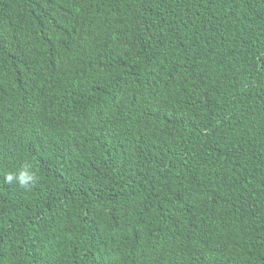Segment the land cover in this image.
<instances>
[{"label":"trees","instance_id":"trees-1","mask_svg":"<svg viewBox=\"0 0 264 264\" xmlns=\"http://www.w3.org/2000/svg\"><path fill=\"white\" fill-rule=\"evenodd\" d=\"M0 264H264V0H0Z\"/></svg>","mask_w":264,"mask_h":264},{"label":"clouds","instance_id":"clouds-1","mask_svg":"<svg viewBox=\"0 0 264 264\" xmlns=\"http://www.w3.org/2000/svg\"><path fill=\"white\" fill-rule=\"evenodd\" d=\"M14 179L18 180L21 187L28 188L35 182V174L29 169H21L18 175L8 174L6 176L8 182H12Z\"/></svg>","mask_w":264,"mask_h":264}]
</instances>
